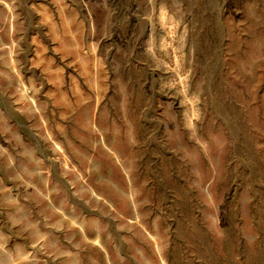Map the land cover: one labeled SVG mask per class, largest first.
<instances>
[{"label": "rangeland", "instance_id": "obj_1", "mask_svg": "<svg viewBox=\"0 0 264 264\" xmlns=\"http://www.w3.org/2000/svg\"><path fill=\"white\" fill-rule=\"evenodd\" d=\"M0 264H264V0H0Z\"/></svg>", "mask_w": 264, "mask_h": 264}]
</instances>
